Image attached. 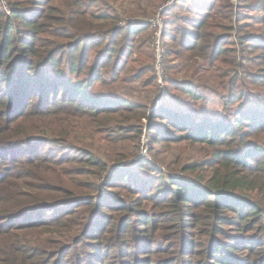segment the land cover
I'll return each mask as SVG.
<instances>
[{
	"label": "trees",
	"instance_id": "trees-1",
	"mask_svg": "<svg viewBox=\"0 0 264 264\" xmlns=\"http://www.w3.org/2000/svg\"><path fill=\"white\" fill-rule=\"evenodd\" d=\"M87 1L0 0V264H264V0H174L161 38L179 95L157 108L93 93L157 86L150 24L119 27L106 4L112 15L87 12L105 0ZM143 120L154 160L156 146L197 153L158 160L186 177L150 158L111 170L101 194L102 174L137 153Z\"/></svg>",
	"mask_w": 264,
	"mask_h": 264
},
{
	"label": "rangeland",
	"instance_id": "rangeland-1",
	"mask_svg": "<svg viewBox=\"0 0 264 264\" xmlns=\"http://www.w3.org/2000/svg\"><path fill=\"white\" fill-rule=\"evenodd\" d=\"M136 1V2H135ZM146 1L147 0H105L102 2H96L95 4H93L91 7L87 8V12L91 13V14H110L112 15L113 13L109 10H101L98 11V7L106 4L107 6L113 8V10H116L117 13L119 14L120 18L124 19L123 21H119L117 23V25L120 27L123 24L125 25L126 22L129 23H141V22H147L150 24V21L155 22L156 23V14L157 11L163 6H165L170 0H166L160 7H158V9H156L155 13L153 16L151 17H142V16H135L134 14L136 13V4L137 2L141 3V7L145 8L146 11H149V7L146 6ZM85 2L87 4H89V2L87 0H85ZM233 3L236 4V0H232ZM57 4V3H55ZM165 4V5H164ZM58 7L62 8V4H57ZM174 5V2H173ZM172 5V6H173ZM171 6V7H172ZM170 6H168L164 12L163 15H165V13L171 8ZM124 17H127L128 19L125 20ZM139 19H145V20H140L137 21ZM161 19V26H162V31H163V21L162 18L160 16ZM128 23V24H129ZM157 26V24H156ZM151 27V31L152 33H150V36H148V38L146 39L144 45L146 47L147 50H149L151 52V62H152V70L154 69V63L156 60V57L154 56L153 53V49H152V43H153V38L155 36V29L152 27V25L150 24ZM127 28V27H126ZM259 29V27L257 28ZM162 57H161V69L160 72L158 74H160L161 76V83H158V80H156V86L158 85V87L155 88V94L152 95L151 91H148L147 88H143L142 87V83L141 82H134V83H126V82H121V81H116V82H109L102 86L100 85V83L98 85L95 86V88L93 89V93L95 95H120L122 97L126 96V94H131L130 96H133L134 98H138L140 99L142 102H147L148 100H150V97H152V99L154 98L153 101V105L151 108H157L160 107L162 104L164 103H168L169 101H171V99L174 97V95H179L177 92H172V93H168L167 90V72H166V68L168 66L166 59L164 58V44H163V40H162ZM137 52V50H136ZM155 53V52H154ZM144 59L146 61H148L147 57H144ZM153 73H155V71H153ZM180 75H183L182 72ZM110 78V77H108ZM158 78V76H157ZM165 79V80H164ZM159 88V89H158ZM167 91V92H166ZM207 95V97H209L210 102L205 106L206 109L208 110H212V111H219L217 114H221V102L219 101V98L216 97L215 94L211 93V92H206L205 93ZM152 95V96H151ZM196 107H200V102L195 104ZM152 109H150L151 111ZM149 111V112H150ZM143 124L145 125L144 129H143V135L141 136L140 139V144H139V148L137 150V153L134 155L133 158L127 160L126 162H123L122 164H117L114 165L112 168H110L106 173L102 174L101 180H100V190L102 191L101 194L105 193L104 188H103V184H105L107 182V179L109 178L110 174H111V170L113 169H121L123 167H127V166H133V163H138L139 161L142 160H135L136 157L142 154L143 150H148L149 146H148V136H147V131H146V127L150 124V122H148L147 120H143ZM95 146L98 147L100 152H105L106 151V144L103 143L102 141L95 143ZM156 149H159V155L157 156V161L154 160V158L152 157V154L149 152V150L146 152L149 160L151 158V162L152 164H154L158 169L162 170L164 173L171 175L172 178L174 177V179L176 178H180V177H186L184 175H182L181 173H178L177 171H173V172H168L165 167L160 164L158 162V160H163L166 163L171 164L173 167H175L174 162L175 160L177 161H185L188 165H191L190 162H188V160L194 159L197 155V153L195 151H193L192 147H190L188 144L182 143V144H177V146H171L170 148L166 149H162V146H156ZM129 149V147H128ZM138 164H136L137 166ZM142 172H138V174H141Z\"/></svg>",
	"mask_w": 264,
	"mask_h": 264
},
{
	"label": "built area",
	"instance_id": "built-area-1",
	"mask_svg": "<svg viewBox=\"0 0 264 264\" xmlns=\"http://www.w3.org/2000/svg\"><path fill=\"white\" fill-rule=\"evenodd\" d=\"M173 2H174V0H170L166 5L164 4L165 5L164 7L162 6L158 10V12L155 16L156 17V23L150 21V24L152 25V27L156 31L155 36L153 38V43L151 46L153 49L152 55L154 54V56L156 57L154 67H153L154 68L153 71H155L154 76H155L156 80L159 79L158 83H161V76L158 73L160 72V69H161V57H162V52H163V50H162V38H161L162 37V26H161L160 16L168 6L171 7L173 5ZM156 24H157V26H156ZM157 76H158V78H157ZM157 87H158V85H157ZM146 152H147V150H143L142 154L141 155L138 154V156L136 157L135 160L150 161L148 156L146 155L147 154Z\"/></svg>",
	"mask_w": 264,
	"mask_h": 264
}]
</instances>
